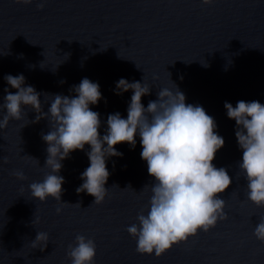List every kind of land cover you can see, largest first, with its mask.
Instances as JSON below:
<instances>
[{
  "label": "water",
  "instance_id": "95a60500",
  "mask_svg": "<svg viewBox=\"0 0 264 264\" xmlns=\"http://www.w3.org/2000/svg\"><path fill=\"white\" fill-rule=\"evenodd\" d=\"M39 2L0 0V103L5 88L16 91L3 79L8 74H22L25 86L41 93L44 112L51 101L44 93L74 96L70 88L88 78L100 86L102 98L90 108L100 114L104 135L109 114L127 117L132 90L117 95L119 79L150 87L141 100L145 107L173 81L186 103L202 106L216 121L224 145L212 163L224 167L232 183L219 194L225 219L159 257L139 253L126 228L138 223L142 209L146 213L151 193L141 190L154 180L141 159L139 136L134 148L119 143L114 147L123 155L106 159L110 175L102 203L76 192L90 163L88 145L61 161V202L68 204L52 197L41 202L29 184L51 171L42 140L50 129L45 118L32 123L36 113L26 106L27 116L0 129V158L8 159H0V264H71L66 253L77 234L94 240V264H264V242L253 235L264 207L247 198L235 121L224 108L226 101L233 107L240 100L264 104V0H44L38 9ZM41 231L49 237L43 250L42 243L32 244Z\"/></svg>",
  "mask_w": 264,
  "mask_h": 264
},
{
  "label": "clouds",
  "instance_id": "9594fccd",
  "mask_svg": "<svg viewBox=\"0 0 264 264\" xmlns=\"http://www.w3.org/2000/svg\"><path fill=\"white\" fill-rule=\"evenodd\" d=\"M19 2L29 4L32 0ZM211 2L202 0L204 4ZM43 6L44 0H40L37 8ZM3 79L16 91L4 89L6 95L0 109L5 112L0 118V129L6 128L10 119L20 120L22 114L27 116L26 106L36 113L32 123L42 118L48 121L50 130L42 134V140L47 144L45 166L51 171L41 182L29 184L33 198L43 202L52 197L61 202L64 191V178L58 175L61 161L72 151L84 150L88 145L90 150L86 155L90 163L81 173L83 183L76 192H86L94 197L93 203H102L108 194L105 184L110 175L106 159L123 155L114 147L119 143L134 148L138 135L141 159L147 162L148 174L154 180L141 190L151 193L146 213L142 209L136 217L138 223L126 228L136 238L137 252L159 257L174 244L196 235L198 230L207 232L218 220L226 218L225 200L219 194L231 185L232 178L224 167L217 168L212 163L215 153L224 145V138L215 131L214 118L202 106L186 103L185 94L173 81V88H160L157 98L145 107L141 100L150 94V87L144 82L119 79L114 90L117 95L132 90L127 117L123 118L119 112L109 114L106 132L101 135L100 114L90 108L102 98L98 83L83 78L70 88L74 96L44 93V97H51L50 106L44 112L41 93L31 85L25 86L22 74H8ZM224 108L227 117L235 121V137L242 150L238 168L247 181V198L257 207H264V104L240 100L233 107L226 101ZM0 159L8 162L7 157ZM12 175L26 179L21 171H14ZM60 211L57 207L56 212ZM35 223H39L38 216L32 221ZM253 235L264 242V216L259 218ZM48 241L46 232H37L33 248L42 243L43 250ZM66 254L71 264H94L96 244L93 239L77 234L75 244L68 245Z\"/></svg>",
  "mask_w": 264,
  "mask_h": 264
}]
</instances>
